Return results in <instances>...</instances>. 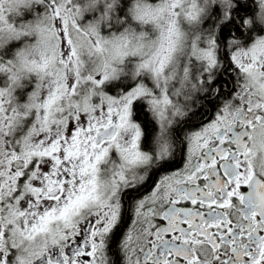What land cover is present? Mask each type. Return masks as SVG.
Wrapping results in <instances>:
<instances>
[{
  "label": "snow or ice",
  "instance_id": "1",
  "mask_svg": "<svg viewBox=\"0 0 264 264\" xmlns=\"http://www.w3.org/2000/svg\"><path fill=\"white\" fill-rule=\"evenodd\" d=\"M0 264H264V0H0Z\"/></svg>",
  "mask_w": 264,
  "mask_h": 264
}]
</instances>
